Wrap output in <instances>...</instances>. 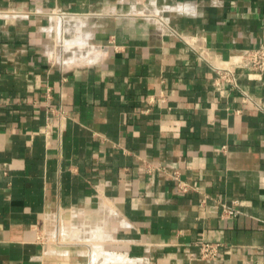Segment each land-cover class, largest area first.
Returning <instances> with one entry per match:
<instances>
[{"label":"crops","instance_id":"crops-1","mask_svg":"<svg viewBox=\"0 0 264 264\" xmlns=\"http://www.w3.org/2000/svg\"><path fill=\"white\" fill-rule=\"evenodd\" d=\"M263 39L264 0H0V264H264Z\"/></svg>","mask_w":264,"mask_h":264},{"label":"built area","instance_id":"built-area-1","mask_svg":"<svg viewBox=\"0 0 264 264\" xmlns=\"http://www.w3.org/2000/svg\"><path fill=\"white\" fill-rule=\"evenodd\" d=\"M243 59L242 63L247 66H251L256 68L259 71H264V39L259 44L258 47L255 49L249 50L244 55L241 56ZM214 71H216L219 75V79L223 80L227 83H232L235 85V77L231 73L230 69H221L219 67L213 68ZM224 72V74H222ZM244 100L249 101V96L245 93H242ZM174 178L177 180L178 189L181 191L186 190V184L180 181L177 176H174ZM225 208V207H224ZM224 212L228 216H234L236 215V212L230 209L225 208ZM201 251L203 257H214L216 255V247L208 244H204L201 246Z\"/></svg>","mask_w":264,"mask_h":264},{"label":"bare ground","instance_id":"bare-ground-1","mask_svg":"<svg viewBox=\"0 0 264 264\" xmlns=\"http://www.w3.org/2000/svg\"><path fill=\"white\" fill-rule=\"evenodd\" d=\"M57 19H59V18H57ZM57 21V20H56ZM59 21V20H58ZM57 21V22H58ZM58 23H60V22H58ZM61 35V34H60ZM90 60V59H89ZM84 63V62H83ZM102 253V252H101ZM101 255V254H100ZM102 256V255H101ZM96 257V256H95ZM126 257V256H125ZM107 258V257H106ZM108 260H106V262L104 261V263L103 264H124L125 263V259H124V256H117V255H115V256H110L109 258H107ZM127 259V258H126ZM128 261H130V260H128ZM132 262H134V261H132ZM135 263V262H134ZM139 264V263H138Z\"/></svg>","mask_w":264,"mask_h":264}]
</instances>
